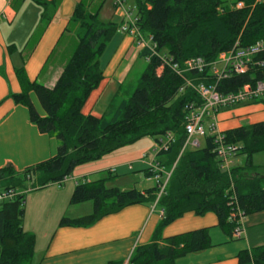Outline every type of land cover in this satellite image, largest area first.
<instances>
[{
	"label": "trees",
	"instance_id": "obj_1",
	"mask_svg": "<svg viewBox=\"0 0 264 264\" xmlns=\"http://www.w3.org/2000/svg\"><path fill=\"white\" fill-rule=\"evenodd\" d=\"M24 1L14 0L12 10L17 12ZM30 1L42 8L45 24L50 21V11L61 2ZM133 1L136 27L141 36L150 38L156 55L140 50V59L150 58L145 62L137 87L124 100L119 86L100 118L83 115L82 109L104 80L100 58L120 29L111 22H100L101 7L90 10L82 3L75 7L68 22L70 28L64 32H74L77 45L53 87L29 82L23 68L15 71L20 93L9 98L14 105L26 108L30 124L40 134L54 139L57 148L52 158L20 173L11 166L0 169V191L24 192L0 203V264L32 263L35 237L22 229L26 183L31 184V192L45 189L69 177L80 166L99 162L143 139L158 144L166 134L172 136V141L166 152L156 155L158 164L171 170L164 193L154 207L162 215L150 243L135 247L127 264H173L210 248L207 229L162 238L166 227L188 213L197 217L213 214L218 228L230 236V209L225 195L230 186L245 218L264 212V188L260 187L264 177L247 176L255 171L252 158L264 153V122L224 132L225 142L237 148L234 158H245L244 165L231 168L229 174L219 169L212 137L203 138L202 148H186L181 152L186 139L185 107L200 105L196 94L183 87L184 79L194 84L215 85L217 92L229 94L260 77L256 74L255 79L250 74L232 76L216 84L208 69L202 73L189 71L183 78L170 70L171 65L181 69L185 62L196 58L211 64L236 42L244 48L263 40L264 0H233L231 7L222 0ZM239 3L243 7L236 10ZM163 62L169 65L163 66ZM29 94H34L43 117L37 114ZM256 104L264 107V100ZM149 176L145 172V177ZM113 179L108 174L94 182L76 183L68 206L91 203L92 212L78 219L63 217L58 228H88L127 207L153 206L155 187L143 193L107 188ZM236 259L238 264H264V246L240 252Z\"/></svg>",
	"mask_w": 264,
	"mask_h": 264
},
{
	"label": "crops",
	"instance_id": "obj_2",
	"mask_svg": "<svg viewBox=\"0 0 264 264\" xmlns=\"http://www.w3.org/2000/svg\"><path fill=\"white\" fill-rule=\"evenodd\" d=\"M13 1L0 0V169L11 166L16 173H20L52 158L56 154L57 143L54 139L40 134L36 127L30 124L26 108L14 105L9 98L12 94L20 93L15 71L23 68L29 82L39 81L47 88L53 87L77 45L75 33L70 29V32H64L69 27L68 22L75 7L79 3L86 2L90 10L101 7L99 17L103 13L106 14L107 9L110 16H107L109 19H105L119 28L126 23V11L124 4L122 9H116L113 0H61L58 7L50 11V21L45 24L40 6L25 0L17 12H14ZM44 1L50 3L52 0ZM122 2L124 3V0ZM133 8L132 0L129 9ZM35 30H40V33L30 45ZM134 48L133 39L119 29L100 58L104 80L84 105L82 109L84 115H92L94 105L107 90L112 92V97L114 96L121 86L118 82L124 79L129 61L135 54ZM29 98L37 114L43 117L44 114L33 94H29ZM260 105L232 112L238 114L247 112V116L237 117L228 122L224 120L229 114L223 113L218 118L220 130L224 123L225 132L241 127L239 121L249 120L246 122L249 125L256 124L248 116L264 110ZM153 148L152 140H140L99 162L76 168L69 176V182L72 184L64 189L52 185L42 190L28 191L27 194H34L32 202L37 203L34 205L33 230L29 228L26 230L32 231L35 235L32 262L34 264H107L109 262L125 264L135 247L149 244L161 218V211L157 208L127 207L116 214L102 218L88 228H58V223L66 215L65 218L72 220L91 213L87 208L84 212H80L83 214H77L68 206L76 183L94 182L106 178L108 174L114 177L107 185L108 188H117L121 191L134 189L132 185L138 183L139 176H143L146 182L152 183L145 177V172L152 161H158L157 157L153 156ZM164 171L168 170L164 169ZM145 190L148 189L141 188L136 191L143 193ZM25 206L26 199L24 209ZM68 209L71 211L67 212ZM26 217L24 210L22 224ZM22 229L25 232V226ZM200 229L208 230L210 248L180 258L173 264H238L236 257L240 252L264 246V212L245 218L244 236L240 240H232L219 229L213 214L197 217L192 213L185 214L166 227L162 231V238Z\"/></svg>",
	"mask_w": 264,
	"mask_h": 264
},
{
	"label": "built area",
	"instance_id": "obj_3",
	"mask_svg": "<svg viewBox=\"0 0 264 264\" xmlns=\"http://www.w3.org/2000/svg\"><path fill=\"white\" fill-rule=\"evenodd\" d=\"M113 1L116 9L123 8L122 0ZM235 9H242V5L240 3L237 4ZM133 11L134 9L125 12V19L127 22L121 26L120 31L132 38L136 47L148 50L151 56L156 55V47L151 45L150 38L141 36V33L137 29L136 19L132 17ZM149 58L150 57H147L144 61L148 62ZM166 64L169 65V62H163V66ZM163 66L157 71L158 75ZM205 69L209 70L216 84L232 76L250 74L252 79H255L253 75L256 74L260 77V79L255 81L252 80L250 83L244 85L235 93L229 94L217 92L215 85L205 86L202 83L194 84L190 80H183V87L191 89L196 94L199 98L200 105L196 107L193 104H189L185 107L186 118L184 132L186 139L181 152L189 147L198 148L199 144L195 139H203L205 136L212 137L214 142V153L220 163L219 169L229 174L231 170L230 166L235 157L237 148L225 142L224 132L219 128L218 115L222 111L234 109L239 106L260 103L264 100V39L244 48H240L238 42H236L230 51L218 55L216 60L211 64H205L202 59L196 58L185 62L181 69L176 65L170 66V70L179 78H183L189 71L202 73ZM171 141L172 136L166 134L165 137L159 140L158 144H154V158H156L157 154L166 152ZM147 171L150 173L147 179L152 181L156 188V200L152 206V209H154L156 202L164 193L171 170L164 171V168H162L158 162L152 161ZM67 179L68 177L63 178L62 181L55 184V186L61 187ZM85 183L87 182L83 181L81 184ZM23 194L24 192L13 190L0 191V203L10 201L16 196ZM225 195L227 200L226 205L230 209L228 217V222L232 226L230 237L232 240H240L244 236L245 217L238 207L236 195L232 186L229 187ZM127 261L125 264H127Z\"/></svg>",
	"mask_w": 264,
	"mask_h": 264
},
{
	"label": "rangeland",
	"instance_id": "obj_4",
	"mask_svg": "<svg viewBox=\"0 0 264 264\" xmlns=\"http://www.w3.org/2000/svg\"><path fill=\"white\" fill-rule=\"evenodd\" d=\"M92 1H90V2H92ZM222 1L224 2V4L227 7H231L232 6L233 0H222ZM130 2H132V0H124L123 4H124V10L125 11L131 10V9H129V3ZM83 5L84 6H89L87 4V2L83 3ZM106 12L108 14L107 13L106 14L103 13L102 16L99 17L100 22L105 23V22H107V19H109V17H107V16H110L109 10L106 9ZM134 15H135V12L133 11L132 12V16L134 17ZM105 18H107V19H105ZM39 33H40V30H35L34 31V36H33L32 41L30 42V45H31V43H33L36 40L37 35ZM134 47H135L134 48L135 49V54L132 56V58L129 61V64H128L126 72H125V77H124V79L122 81L118 82V85L121 84L122 98L124 100H127L131 96V94L133 93V91L137 87V85L139 83V80H140V78H141V76H142V74H143V72H144V70L146 68L145 61L140 59V58H138V53L140 52L141 48L136 47L135 45H134ZM37 84L41 85L39 81L37 82ZM33 97L35 98L34 94H33ZM111 97H112V92L107 90L102 95V97L99 99V101L96 103V105H94V107H93L94 109L92 110V113H91L92 115L91 116L99 118L102 115V113H103L104 109L106 108V106L108 105ZM35 100H36V98H35ZM36 102H37V100H36ZM37 104H38V102H37ZM256 105H254V104L244 105V106H239V107L234 108V109L222 111V112L219 113L218 118L223 113L229 114V115L226 116V119L224 120V122H228V120H234V118H237V117H241V118L242 117H246L247 116V112L239 113V114L238 113H232V112H234V111H236L238 109H242V108H246V107L248 108V107H252V106H256ZM258 105H260V104H258ZM84 113L85 112H83V115H84ZM248 117H250L253 121H255V123L264 122V119H262V118H264V110H260L257 114L249 115ZM246 122H249V120L239 121V124H240V126H248L249 124L246 123ZM225 129H226V124L224 123V126L221 127V130L223 132H225L224 131ZM195 141L198 142L200 148H202L204 146V140L203 139H195ZM191 149H194V148L189 147V150H191ZM244 163H245V158L244 157H242V156L241 157H236V158H234L232 160V164H231L230 167L231 168L241 167V166L244 165ZM252 165H253V168H255V171H254V173L249 174L247 176L249 178H253V177L261 178V177H264V153L255 155L252 158ZM69 181H70V179L68 177L67 181L60 188L64 189L65 187H68V185L72 184ZM153 186H154L153 182L152 183L146 182V180H145V178L143 176H139L138 183H136L135 185H132V188H134L135 190H139L141 188L149 189V188H152ZM260 187L264 188V180H262V182L260 183ZM30 188H31V184L30 183H26L25 189L27 190V192L30 190ZM60 188H58V189H60ZM107 188H108V186H107ZM33 195L34 194H25L26 206H25L24 210H25V213H26L27 217H26V220L22 224V228H24V226H25V232H27L26 231V230H28L27 228H29L30 230H33V226H34V223H33L34 219H35V207H34V205H37V203L32 202ZM87 208H89L90 211L92 212V204L91 203H84V204H81V205H78V206H72V208H70V209H72L73 211H76L77 214H83V213H80V212H82V211L84 212V210H86ZM70 209H68L67 212L71 211ZM151 209H152V206H151ZM65 217H67V215ZM79 218H81V217H79ZM23 231H24V229H23ZM27 233L33 234L32 231H29ZM135 246H136V244H135ZM31 264H34V263L32 262Z\"/></svg>",
	"mask_w": 264,
	"mask_h": 264
}]
</instances>
